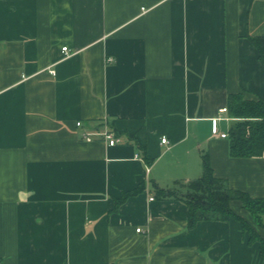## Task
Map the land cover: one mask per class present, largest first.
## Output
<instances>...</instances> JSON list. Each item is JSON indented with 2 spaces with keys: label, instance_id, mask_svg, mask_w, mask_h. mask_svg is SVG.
<instances>
[{
  "label": "crops",
  "instance_id": "crops-1",
  "mask_svg": "<svg viewBox=\"0 0 264 264\" xmlns=\"http://www.w3.org/2000/svg\"><path fill=\"white\" fill-rule=\"evenodd\" d=\"M253 38L264 0H0V264H264L239 220L190 228L183 200L157 196L207 156L264 199V155L232 157L237 119L219 113L264 99Z\"/></svg>",
  "mask_w": 264,
  "mask_h": 264
},
{
  "label": "trees",
  "instance_id": "trees-1",
  "mask_svg": "<svg viewBox=\"0 0 264 264\" xmlns=\"http://www.w3.org/2000/svg\"><path fill=\"white\" fill-rule=\"evenodd\" d=\"M264 60V40L252 39ZM227 110L237 119V123L229 132L230 154L235 158H254L264 155V99H244L242 96H230ZM143 157L148 165L152 160L142 149ZM145 185L124 193L116 200L120 205L127 198L136 195ZM160 198H176L183 200L189 210L188 225L193 228L199 221L237 219L243 226V232H249V242H259L264 255V239L242 217L231 208L233 200H240L245 209L252 215L255 223L264 227V199H253L246 193L232 189L226 180L217 178L207 156L203 157V175L187 183L177 182L172 188H157Z\"/></svg>",
  "mask_w": 264,
  "mask_h": 264
},
{
  "label": "built area",
  "instance_id": "built-area-1",
  "mask_svg": "<svg viewBox=\"0 0 264 264\" xmlns=\"http://www.w3.org/2000/svg\"><path fill=\"white\" fill-rule=\"evenodd\" d=\"M62 51L64 53V57H69V56L72 55V53L70 52V50L68 49V47H63ZM51 73L54 74L55 72L54 71H51ZM227 112H228L227 107L222 108V109L219 110V113L220 114H224V113H227ZM221 119H222V116L216 118L215 120H213V133L214 134H219V136L221 138H228V134L227 133H219V130L217 128V122L219 120H221ZM77 125L80 126L81 123L79 122V123H77ZM99 135H101L104 138V140L109 144V146H115V145H117L121 141L120 138L117 137L115 135V133L113 131L109 130V129L105 130L104 132H102ZM91 136H92L91 133H84L83 134V138L85 140H87V141H91L92 140ZM162 143H167L166 138H163L162 139ZM148 172H149V170H148ZM153 199L154 198H151V200H153ZM137 231H140V229H138Z\"/></svg>",
  "mask_w": 264,
  "mask_h": 264
},
{
  "label": "rangeland",
  "instance_id": "rangeland-1",
  "mask_svg": "<svg viewBox=\"0 0 264 264\" xmlns=\"http://www.w3.org/2000/svg\"><path fill=\"white\" fill-rule=\"evenodd\" d=\"M250 226H251L252 228H254L252 224H250ZM254 230H255V229H254ZM247 234L250 236V233H249V232H247Z\"/></svg>",
  "mask_w": 264,
  "mask_h": 264
}]
</instances>
